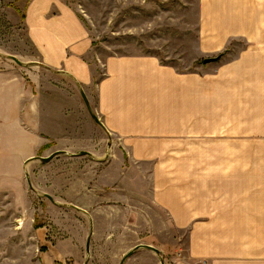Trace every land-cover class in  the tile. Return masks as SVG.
Returning <instances> with one entry per match:
<instances>
[{
	"label": "rangeland",
	"instance_id": "rangeland-1",
	"mask_svg": "<svg viewBox=\"0 0 264 264\" xmlns=\"http://www.w3.org/2000/svg\"><path fill=\"white\" fill-rule=\"evenodd\" d=\"M60 12L76 16L88 41L89 84L42 61L33 32L43 36V24ZM199 25L194 0H0V264H120L141 243L161 257L140 248L123 264L200 263L188 255L186 228L177 227L193 214L169 211L171 186L183 205L186 186L175 178L185 165L169 164L186 156L173 131L142 136L139 158L95 121L81 95L102 121L96 87L111 55L152 56L182 75L195 70L209 60ZM141 92L145 105L158 104L169 81L143 79ZM163 112L146 108L141 119ZM62 149L68 153L48 162L29 161ZM82 150L91 154L71 155Z\"/></svg>",
	"mask_w": 264,
	"mask_h": 264
},
{
	"label": "crops",
	"instance_id": "crops-1",
	"mask_svg": "<svg viewBox=\"0 0 264 264\" xmlns=\"http://www.w3.org/2000/svg\"><path fill=\"white\" fill-rule=\"evenodd\" d=\"M194 3L209 60L182 75L152 56L111 55L103 62L108 76L96 87L98 112L104 126L121 135L139 158L148 142L142 136L167 129L186 150V156L170 158L169 164L185 165L175 178H184L186 186L179 196L184 205L171 186L169 211L179 207L193 214L191 223L187 215L177 224L187 230L191 258L199 264H264V0ZM41 31L43 36L35 31L33 37L43 63L89 84L91 68L83 58L89 44L76 16L60 12ZM159 78L169 81L168 95L145 105L143 79ZM157 106L164 111L157 121L141 119V111ZM194 165H200V173Z\"/></svg>",
	"mask_w": 264,
	"mask_h": 264
},
{
	"label": "water",
	"instance_id": "water-1",
	"mask_svg": "<svg viewBox=\"0 0 264 264\" xmlns=\"http://www.w3.org/2000/svg\"><path fill=\"white\" fill-rule=\"evenodd\" d=\"M10 57L15 60L17 63L21 64L22 62L15 56L13 55H10ZM81 95L83 97V100L86 104V107L89 111V113L91 114V116L95 119L96 122H98L100 125H103V123L101 122V120L99 119V117L92 111V108H91V105H90V102L86 96V94L84 93L83 90H81ZM63 151L61 150H58V151H55L53 153H51L49 156H33L31 157L29 160H35V159H39L41 161H44V162H48L49 160H51L53 157H55L56 155H58L59 153H61ZM79 154H89L88 151H85V150H82L79 152ZM29 185H31V183L29 182ZM47 197H50L49 194H46ZM139 248H148V249H151L153 250L159 257H161V254H160V250L150 244H145V243H141V244H138L136 246H134L133 248H131L128 252H126V254L123 256L122 258V261L121 263H124V261L129 257L131 256L137 249ZM87 250H89V240L87 242ZM161 263L164 264V261L163 259L161 258Z\"/></svg>",
	"mask_w": 264,
	"mask_h": 264
}]
</instances>
